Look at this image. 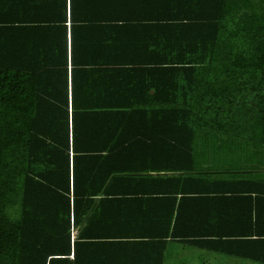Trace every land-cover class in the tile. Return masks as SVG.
Here are the masks:
<instances>
[{"label": "trees", "instance_id": "obj_1", "mask_svg": "<svg viewBox=\"0 0 264 264\" xmlns=\"http://www.w3.org/2000/svg\"><path fill=\"white\" fill-rule=\"evenodd\" d=\"M137 188L166 236L81 227ZM167 239L264 264V0H0V264H164Z\"/></svg>", "mask_w": 264, "mask_h": 264}, {"label": "crops", "instance_id": "obj_2", "mask_svg": "<svg viewBox=\"0 0 264 264\" xmlns=\"http://www.w3.org/2000/svg\"><path fill=\"white\" fill-rule=\"evenodd\" d=\"M145 27L134 25L124 28L122 33L126 37L125 40L130 41L126 44L124 56L133 55L136 56L137 61H145L151 55L148 52L150 51L151 31L149 30L147 37ZM145 39L146 41L148 39V42H145ZM135 41L137 42L135 43ZM146 46L149 47L146 48ZM137 66H142V64ZM137 69H143V67ZM149 174L156 175V173ZM158 196L157 192L138 190V188L133 192L120 190L100 192L95 196L81 227L88 232L97 234L98 238L112 237L111 239L120 238L124 241H132L135 237H148L152 231L156 233L152 235L154 238H163L166 236L164 234L166 230L160 222H164L170 213L174 214V211L170 210V202L165 197L158 198ZM179 198L180 195L176 197L177 200ZM153 218H156L155 221ZM166 242L164 264H179L182 262V258L188 254H190L192 264H238V262L232 261H240L241 264H255L220 253L185 246L175 239H167ZM124 243L129 244L128 242ZM177 258L179 260L176 262Z\"/></svg>", "mask_w": 264, "mask_h": 264}, {"label": "rangeland", "instance_id": "obj_3", "mask_svg": "<svg viewBox=\"0 0 264 264\" xmlns=\"http://www.w3.org/2000/svg\"><path fill=\"white\" fill-rule=\"evenodd\" d=\"M179 260V258H177L175 261L177 262ZM183 262V263H182ZM182 262H179V264H192L191 263V257H190V254L188 255H185L183 258H182ZM232 262H238V264H241L239 263L240 261H232Z\"/></svg>", "mask_w": 264, "mask_h": 264}, {"label": "built area", "instance_id": "obj_4", "mask_svg": "<svg viewBox=\"0 0 264 264\" xmlns=\"http://www.w3.org/2000/svg\"><path fill=\"white\" fill-rule=\"evenodd\" d=\"M76 233L74 232V231H72V239L74 238V235H75Z\"/></svg>", "mask_w": 264, "mask_h": 264}]
</instances>
